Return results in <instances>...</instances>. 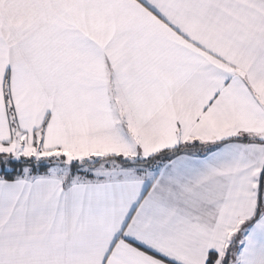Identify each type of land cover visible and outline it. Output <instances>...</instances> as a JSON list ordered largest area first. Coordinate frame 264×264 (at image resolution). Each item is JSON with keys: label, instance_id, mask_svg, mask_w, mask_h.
Segmentation results:
<instances>
[{"label": "snow or ice", "instance_id": "obj_1", "mask_svg": "<svg viewBox=\"0 0 264 264\" xmlns=\"http://www.w3.org/2000/svg\"><path fill=\"white\" fill-rule=\"evenodd\" d=\"M0 264H264V0H0Z\"/></svg>", "mask_w": 264, "mask_h": 264}]
</instances>
